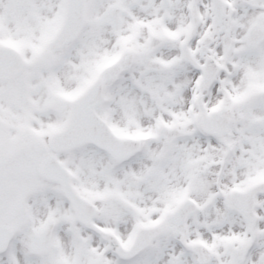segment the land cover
Listing matches in <instances>:
<instances>
[{"label": "snow or ice", "instance_id": "snow-or-ice-1", "mask_svg": "<svg viewBox=\"0 0 264 264\" xmlns=\"http://www.w3.org/2000/svg\"><path fill=\"white\" fill-rule=\"evenodd\" d=\"M0 264H264V0H0Z\"/></svg>", "mask_w": 264, "mask_h": 264}]
</instances>
